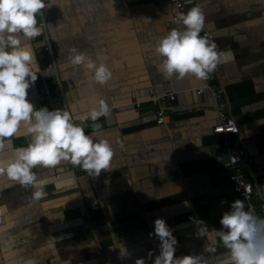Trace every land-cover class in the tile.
I'll return each instance as SVG.
<instances>
[{"label": "crops", "instance_id": "0c3cea01", "mask_svg": "<svg viewBox=\"0 0 264 264\" xmlns=\"http://www.w3.org/2000/svg\"><path fill=\"white\" fill-rule=\"evenodd\" d=\"M186 1L189 8L201 6V35L222 53L210 75L220 100L207 89L195 91L202 79H169L160 69L154 45L177 27L173 0H47L38 16L44 32L31 41L39 76L29 99L37 107L34 92L50 74H57L74 116L104 99L110 113L87 121L86 131L107 139L114 158L95 178L66 163L36 168L39 177L61 184L49 183L39 201L31 187L0 177V264H135L138 258L154 264L160 241L149 233L158 217L178 240L177 256L201 254L220 264L227 255L222 244L214 252L204 247L213 246L223 212L243 200L221 163L227 136L240 140L250 158L245 175L260 181L252 199L264 217V0ZM72 47L106 63L113 79L102 86L83 66H73ZM166 92L173 98L152 102ZM220 107L234 117L236 134L213 130ZM157 109L164 110L161 122ZM28 139L20 133L13 145L26 146Z\"/></svg>", "mask_w": 264, "mask_h": 264}, {"label": "clouds", "instance_id": "9594fccd", "mask_svg": "<svg viewBox=\"0 0 264 264\" xmlns=\"http://www.w3.org/2000/svg\"><path fill=\"white\" fill-rule=\"evenodd\" d=\"M49 6L47 0H0V177L31 187L36 201L47 196L45 188L55 182L53 178L39 177L36 168L55 169L66 163L95 178L110 169L114 158L113 146L107 139L86 131L87 121L95 122L110 113L104 99L79 116L64 107L37 108L29 99V89L39 76L31 41L43 34L38 16ZM175 7L179 9L180 5ZM173 23L178 27L159 37L154 45L163 75L169 79L188 75L209 79L222 53L214 41L201 35L205 27L201 6L176 11ZM67 59L73 66H83L91 72L99 85H107L113 79L106 63H97L76 47L68 50ZM20 133L29 138L26 146L13 145V138ZM6 149L9 154H5ZM219 223L221 228L212 233L213 246L205 245L204 251H216L219 242L227 253L220 264H264V218L246 209L244 200L236 199L230 210L223 212ZM198 233L207 235L205 228H199ZM149 236L160 241L154 264H208L201 254L176 255L178 240L162 217L155 219L154 232ZM153 255L150 250L148 256ZM135 264L146 262L138 258Z\"/></svg>", "mask_w": 264, "mask_h": 264}, {"label": "built area", "instance_id": "2783aa9c", "mask_svg": "<svg viewBox=\"0 0 264 264\" xmlns=\"http://www.w3.org/2000/svg\"><path fill=\"white\" fill-rule=\"evenodd\" d=\"M186 0H173L174 9L170 14L173 21L176 11H187L189 9ZM180 5L179 9L175 6ZM176 25V24H175ZM178 27V25H176ZM219 51V50H218ZM196 92H201L207 89L211 92L216 100H220L221 92L218 85L209 79L202 80V83L195 88ZM37 107L47 106L50 110L56 108H67L63 98L62 89L57 74H50L47 78L39 83V87L34 92ZM166 98L170 100L173 98L172 92H166L152 96L153 103L157 99ZM57 100L55 102L54 100ZM68 109V108H67ZM164 118V110H156V122H161ZM213 130L222 132L225 136L228 134H236L238 132V125L232 115L226 114L223 107L218 109V120L213 124ZM223 144L225 150L221 154V163L226 171L228 181L237 195L243 198L246 209L250 208L258 217L264 218L256 209V205L252 199L253 193L260 188V181L251 182L246 178L245 173L249 169L250 158L245 152V148L237 138L230 139L228 136L224 138ZM91 208L98 207L96 201L90 203Z\"/></svg>", "mask_w": 264, "mask_h": 264}]
</instances>
